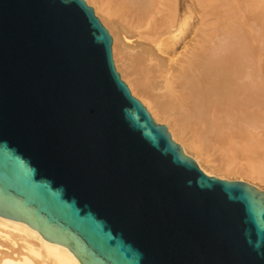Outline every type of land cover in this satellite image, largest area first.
I'll use <instances>...</instances> for the list:
<instances>
[{
	"label": "water",
	"instance_id": "95a60500",
	"mask_svg": "<svg viewBox=\"0 0 264 264\" xmlns=\"http://www.w3.org/2000/svg\"><path fill=\"white\" fill-rule=\"evenodd\" d=\"M0 216L81 264H264V190L184 152L86 0H0Z\"/></svg>",
	"mask_w": 264,
	"mask_h": 264
},
{
	"label": "bare ground",
	"instance_id": "6f19581e",
	"mask_svg": "<svg viewBox=\"0 0 264 264\" xmlns=\"http://www.w3.org/2000/svg\"><path fill=\"white\" fill-rule=\"evenodd\" d=\"M86 1L113 35L122 78L184 152L207 174L264 190V61L237 37L227 45L232 19L231 30L209 31L208 0H192L197 26L182 0ZM0 264L81 263L27 223L0 216Z\"/></svg>",
	"mask_w": 264,
	"mask_h": 264
},
{
	"label": "rangeland",
	"instance_id": "374dc122",
	"mask_svg": "<svg viewBox=\"0 0 264 264\" xmlns=\"http://www.w3.org/2000/svg\"><path fill=\"white\" fill-rule=\"evenodd\" d=\"M191 2H192V0H182V10H183L182 12L184 14L188 9L193 10L194 11L193 16L195 17L196 26H197V25H199L200 20L198 18L197 12L195 11V8L193 7L194 5L192 6L193 2L192 3ZM208 2H209V11H210L209 19L211 18L209 21V25H208L209 31L213 32L218 28L219 25H223V24L226 25L229 30H231L229 28L230 27L229 24H231L230 22H232V21L235 22L236 23L235 26H234L233 22H232V24H233V30L236 29L235 30L236 33L234 32L235 34L232 35L233 38H231V36H229V38L227 37L228 39L225 38V40H227L229 42L230 41L229 39H232L234 41V39L237 37L238 43L240 42V44H242V42H243L242 45L254 46L256 51H257V57H258V55H260L259 58L264 61V0H208ZM90 6H92L95 9V7L93 5H90ZM97 6L101 7V8L105 7L107 9V7L103 6V4L102 5L100 4ZM230 9H231L232 15L230 12H228L230 14V16H227V15H229L227 13V10H230ZM233 10L235 12H237L238 14L236 13V15L234 16L235 12L233 14ZM95 11H96V9H95ZM107 11H108V9H107ZM96 15L98 16L97 12H96ZM237 15H239V18ZM231 19H232V21H230ZM100 20H101V18H100ZM227 21H228V24H226ZM102 23L104 24L103 21H102ZM238 24H239V26H238ZM242 28L244 30H242ZM108 30H109V28H108ZM110 33H111V31H110ZM111 35H112V33H111ZM112 37H113V35H112ZM237 39H235L236 41H234V42H237ZM137 40L139 41V39H137V38L133 39V41H137ZM233 41L231 43H233ZM223 43H226V42L224 41ZM227 45H230V42L227 43ZM118 72H119V70H118ZM258 75H259V73L257 72V76ZM259 78H261V77L258 76L256 79L260 80ZM242 179H245V178H242ZM229 180H241V179L238 178V179H229Z\"/></svg>",
	"mask_w": 264,
	"mask_h": 264
}]
</instances>
